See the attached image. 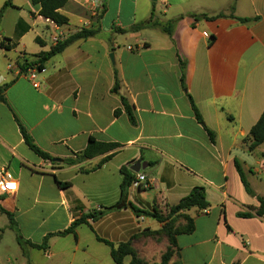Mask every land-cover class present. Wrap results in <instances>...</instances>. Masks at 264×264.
<instances>
[{
	"label": "crops",
	"instance_id": "1",
	"mask_svg": "<svg viewBox=\"0 0 264 264\" xmlns=\"http://www.w3.org/2000/svg\"><path fill=\"white\" fill-rule=\"evenodd\" d=\"M7 1L0 0V87L8 85L0 101V168L18 189L0 193V206L16 221V230L9 228L0 211V264H116L98 239L115 248L132 241L141 253L135 238L162 224L132 207L166 216L195 187L205 188L210 206L179 217L195 225L177 236L179 262L203 254V264H264V216H238L255 213L257 196L264 198V144L249 149L250 131L264 111V0H104L98 18L87 0H68L60 12L69 22L61 26L41 16L32 0L5 7ZM231 14L251 21L226 17ZM151 17L152 25L133 30ZM82 27L96 34L51 58L37 86L8 70ZM122 96L136 126L124 111L114 114ZM19 123L51 161L27 146ZM91 138L121 148L97 168L106 155L79 159ZM138 161L146 165L139 173L147 187L130 186L126 207L105 211L121 199V170L135 177ZM236 161L257 196L246 192ZM80 219L85 223L74 233L45 241ZM17 236L40 248L21 247Z\"/></svg>",
	"mask_w": 264,
	"mask_h": 264
},
{
	"label": "trees",
	"instance_id": "2",
	"mask_svg": "<svg viewBox=\"0 0 264 264\" xmlns=\"http://www.w3.org/2000/svg\"><path fill=\"white\" fill-rule=\"evenodd\" d=\"M67 2L68 0H32V3L34 5H37L40 7V15L43 16L44 18H47L53 21L58 26L68 24L69 22L68 18L64 16L63 14H61L60 12V10L66 6ZM8 6H12V0H8L5 3V7H8ZM1 16H2V13H1ZM220 17H224V15H220ZM226 17L237 19L238 21L242 23H248L251 21V19L237 18L233 14L226 16ZM152 24L153 23H152V17H151L147 23L137 25L133 28V30H138L140 28H143L145 26H150ZM162 29L164 30V32L168 33L170 36L172 35V31L168 29L167 27L163 26ZM95 34H96V31L88 30V29H83L79 32H76L75 34L68 37L64 41L59 42L55 47L52 48L50 52L40 53L39 55L33 56L32 59L24 58L21 63V67L24 72H26L27 68H29L31 65H37L39 67V70H41L44 68L45 64L51 58L63 52L72 42L79 40V39H85V38L92 37ZM181 74H182L181 76L182 82H184V79H185V65L184 64H181ZM119 87L120 86H119L118 79L117 77H115V85L112 91L114 93H118ZM7 88H8V85L0 87V101L2 102H5L4 93ZM190 100H191L192 109L194 111L196 119L200 123H202L203 119L197 107L195 106L191 98ZM121 105H122V108L115 111L114 113L115 116H119L124 111L126 115L128 116L131 125L136 126L137 122L133 114V107L129 104L128 100L123 96L121 97ZM19 128H20L21 134L27 146L41 158L51 161L52 157L49 154L43 152L34 143L31 136L28 134L26 129L20 123H19ZM206 130L210 136L211 141L214 143L215 134L208 128ZM249 139L251 141L249 145V149L251 151H253L257 147L264 144V111L260 119L256 123V125L251 129L250 134H249ZM120 148H121L120 144L102 143V142H98L95 139L91 138L85 150L79 155V159L92 160L96 157L106 155V157L97 166V168H99L102 166V164L107 162L115 153H117ZM76 162L77 161H67V164L72 165V164H75ZM236 167H237L238 173L241 178V182L246 192L249 195L257 196L254 193V191L251 189L250 184L246 179L245 173L242 170V167L238 161H236ZM121 173L123 175V182H122V187H121L122 188L121 199L116 205H114L113 207L107 208L105 211L114 210V209H122L126 207V197H127L128 188L131 186L135 177L131 175L126 168H123L121 170ZM59 185L61 187H66L68 186V183H59ZM257 199L259 202V207L255 213H250V212L239 213L238 216L241 218H252L254 216L263 217L264 216V198L257 196ZM209 206L210 205L207 201L205 188L195 187L177 205L169 208V212L166 216H163L157 209H155L154 212H147V211H141V210L136 209L135 207H132L134 212L138 216L143 215V216L152 218L162 224V228L160 230L146 231V233L137 236L135 238V241L137 240L143 243V241L147 242V239H149V241L154 242V237L167 238L169 240L170 248H172L171 252L178 255V258H179V248L177 246V236L182 235V234H191L195 229L194 221L189 216L183 215L182 218H184V221H185L183 223L179 222V217L183 213H186L192 209H197L199 211L207 210ZM0 211L8 217L9 228L16 230V221L14 220L13 215L1 206H0ZM103 214H104L103 212L100 213L99 217L102 216ZM88 217L96 219V217L94 216L95 217L94 218L93 215H90ZM83 223H85V219L77 220L65 231H62L56 234H49V236L46 238L45 241L47 242L48 239L52 236H64L70 233H74L75 229ZM0 239H1V235H0ZM17 240L21 247L27 244L33 248H40V246L38 245H34L29 242H24L20 236H17ZM98 240L101 242H104L111 248V256L116 264H124V259L126 257H131L130 264H132L133 262H136L137 255L140 254V251L134 248L132 241L128 243H123L119 245L118 248H115V246L112 243L106 240H102V239H98ZM168 258L169 257L166 256L164 257V260H167Z\"/></svg>",
	"mask_w": 264,
	"mask_h": 264
},
{
	"label": "built area",
	"instance_id": "3",
	"mask_svg": "<svg viewBox=\"0 0 264 264\" xmlns=\"http://www.w3.org/2000/svg\"><path fill=\"white\" fill-rule=\"evenodd\" d=\"M104 0H87V7L91 13V16L94 18H98L101 13L104 10ZM51 21V20H50ZM53 24H55L53 21H51ZM57 25V24H55ZM58 26V25H57ZM87 29L86 27H82L79 31ZM78 31V32H79ZM67 39V38H65ZM60 40V38L55 37V46L61 42L64 41ZM129 50H132L131 47H128ZM8 70L10 72L15 73L16 75H23L25 76L29 81H31L35 86H37L36 79L39 73H44L46 70L45 68L39 70V67L37 65H31L26 72L23 71L21 67V63H10L8 65ZM2 81V77L0 76V82ZM11 185H17V187L13 188ZM148 185V179L147 176L141 173H137L135 176L134 181L131 184V187L137 190H140L142 187H147ZM18 189V183L15 179L11 177V175L8 173L6 168H0V193L3 194H13Z\"/></svg>",
	"mask_w": 264,
	"mask_h": 264
},
{
	"label": "rangeland",
	"instance_id": "4",
	"mask_svg": "<svg viewBox=\"0 0 264 264\" xmlns=\"http://www.w3.org/2000/svg\"><path fill=\"white\" fill-rule=\"evenodd\" d=\"M145 243L146 241H143L142 248H139L141 249V253L137 255L136 262L132 264H180L178 255L171 252L172 248H170L167 238L154 237L153 243L150 244L149 239H147L148 245L145 246ZM190 253H192V250H190ZM166 256L169 258L164 260ZM203 262L204 255L202 254L201 257L193 259L190 264H203Z\"/></svg>",
	"mask_w": 264,
	"mask_h": 264
},
{
	"label": "water",
	"instance_id": "5",
	"mask_svg": "<svg viewBox=\"0 0 264 264\" xmlns=\"http://www.w3.org/2000/svg\"><path fill=\"white\" fill-rule=\"evenodd\" d=\"M151 1L156 2L157 0H151ZM53 161L58 162L59 160L53 159ZM145 168H146V165L138 161L136 165L132 167V170L135 171L136 173H139L142 169H145Z\"/></svg>",
	"mask_w": 264,
	"mask_h": 264
},
{
	"label": "clouds",
	"instance_id": "6",
	"mask_svg": "<svg viewBox=\"0 0 264 264\" xmlns=\"http://www.w3.org/2000/svg\"><path fill=\"white\" fill-rule=\"evenodd\" d=\"M11 187L15 188V187H17V185H11Z\"/></svg>",
	"mask_w": 264,
	"mask_h": 264
}]
</instances>
